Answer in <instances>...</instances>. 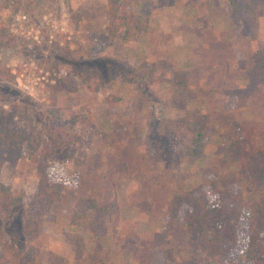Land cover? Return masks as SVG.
Returning a JSON list of instances; mask_svg holds the SVG:
<instances>
[{
    "label": "rangeland",
    "instance_id": "374dc122",
    "mask_svg": "<svg viewBox=\"0 0 264 264\" xmlns=\"http://www.w3.org/2000/svg\"><path fill=\"white\" fill-rule=\"evenodd\" d=\"M4 1L0 0V20L7 26V36L5 44L0 45V93L10 89L6 94L14 98L20 90L29 101L28 119L43 130V136L49 138L54 131L62 134V147H55L50 161L58 165L54 170L65 172L72 186L45 216L42 264L189 263L199 251L187 243L189 232L183 216L188 205L184 203L178 216L171 218V198L175 191L198 188L197 194L206 195L211 204L239 208L240 203L232 197L223 200L212 181L232 170L222 160L228 140L239 139L241 134L245 158L264 149V101L259 105L249 99L243 109L235 97H227L225 84L224 88L220 85L219 92L215 77L216 82L208 85L212 104L202 101L199 107L187 100L191 98L187 90L176 88L168 77L174 70L191 69L196 75L189 83L195 85L200 70L210 72L218 65L213 61L219 56L237 61L240 55L248 62L254 50L263 47L258 40L259 27L244 23L230 0H134L135 12L150 18L149 31L140 39L146 43V52L153 55V37L157 42L153 56L159 58L150 62L143 60L141 43L119 45V39L115 41L108 33L107 0H9L8 7ZM175 38L181 44L173 43ZM204 40L210 41L208 47L213 54L202 52ZM247 41H252L256 49ZM192 45L199 46L195 54ZM218 46L223 50L219 54L213 49ZM168 48L178 60L164 55ZM69 55L84 57L91 67L85 69L80 61L74 66L63 61ZM189 57L197 67H185ZM121 59L135 66L142 61L157 63L155 82L160 85L127 77ZM58 79L75 90L59 91L55 103L53 87ZM146 85L150 87L148 98ZM171 91L176 99L174 109L167 107L172 103ZM200 97L197 95L196 100ZM125 110L129 114L126 117H131L127 125L132 130L111 118L122 117ZM200 111L207 114L200 115ZM142 115L151 124L144 125ZM56 119L61 126L56 125ZM198 129L205 133L204 148L200 154H193L192 142ZM59 151L63 152L61 157ZM0 183L11 185L21 196L19 210L0 218V232L8 243L22 250L28 245L35 248L36 237L31 240L23 230L28 220L23 213L37 190L35 166L29 158L19 160L15 173L5 166ZM229 188L234 193L241 191L236 183ZM77 197L96 198L99 205L117 199V230L106 222L108 228L100 227L101 234L90 229L86 242L78 245L77 234L82 227L73 222ZM246 197L257 198L251 192ZM249 212L247 208L242 211L238 245L230 259L233 264H247L244 254L250 234Z\"/></svg>",
    "mask_w": 264,
    "mask_h": 264
},
{
    "label": "trees",
    "instance_id": "16d2710c",
    "mask_svg": "<svg viewBox=\"0 0 264 264\" xmlns=\"http://www.w3.org/2000/svg\"><path fill=\"white\" fill-rule=\"evenodd\" d=\"M230 2L237 16L244 23L251 22L256 28L259 27L258 16L264 13V0H230ZM8 4L9 0H5L4 6L8 7ZM135 5L134 0H107L106 11L109 19L107 31L115 41L119 39L117 41L119 45L128 41H138L144 32L149 31L150 18L137 14ZM6 36L7 26L0 20V45L5 44ZM262 46L252 54L249 63L240 55L238 56L239 67L248 71V81L242 87L228 88L226 94L227 97H235L241 106H245L249 98L259 88L264 87V44ZM1 48L2 46L0 50ZM69 56V59L64 56L63 61L73 66L77 64L76 61H80L83 62L85 69L91 67L90 63L84 62L86 61L84 57L75 59L72 55ZM120 64L125 66L123 72L131 79L142 78L149 83H154L156 80L157 63L142 61L139 66H135L129 61L122 60ZM194 75L196 73L194 74L191 69L174 70L170 80L175 87L183 88L188 86L189 79ZM148 88H150L149 85H146L145 97L147 98L150 96ZM5 90L10 89L4 88L0 93V173L5 166L11 173H15L19 160L24 158H29L35 166L38 177L37 190L30 197V207L27 210L32 214L33 219L29 218L30 214L24 211L23 214L28 220L23 230L31 240L36 237L37 244L35 248L28 245L22 250L8 243L4 234L0 232L2 248L0 264H42L44 252L41 247L45 242V216L61 199L65 187L71 183L65 172L60 173L54 170V167L57 168L58 165L50 161L55 147L59 150L62 147L63 137L59 131L50 133V139L43 136V130L28 119L27 98L18 89L17 96L11 98ZM73 90L75 87L58 79L53 87L52 100L56 103L59 91ZM5 103L9 104V108ZM24 113L27 116L25 119ZM54 121L57 122L58 127L61 126L60 119ZM194 137L192 153L200 154L204 148L205 133L198 129ZM240 138L241 134L239 139H230L224 145L222 160L229 164L232 170L217 176V179L212 181L213 189L219 192L221 198L224 200L232 197L240 203L239 208H225L220 204H211L206 195L197 194L200 190L198 188L183 192L175 191L171 198V218L178 216L184 203L188 205L183 216L189 232L187 243L199 252L196 251V256H193L187 264H233L230 259L238 245L239 229L242 225L241 216L245 208L250 209L247 218L249 221L247 227L250 231L249 242L244 254L246 263L264 264V149L245 158V143ZM62 153L59 154L60 157ZM61 161L64 162L63 159ZM239 164L240 167H238ZM231 183L239 184L241 191L232 192L229 188ZM248 192L255 193L257 198H247ZM20 197L11 185L0 183L1 219L19 210L17 205ZM74 207L76 219L73 222L82 227V233L77 234L78 245L81 246L86 242L85 235L90 229L94 234H101L99 228L107 229L106 222L112 224L110 227L113 230H117L120 219V203L117 199L99 205L96 198L79 197Z\"/></svg>",
    "mask_w": 264,
    "mask_h": 264
},
{
    "label": "crops",
    "instance_id": "0c3cea01",
    "mask_svg": "<svg viewBox=\"0 0 264 264\" xmlns=\"http://www.w3.org/2000/svg\"><path fill=\"white\" fill-rule=\"evenodd\" d=\"M109 22V21H108ZM94 24L96 25V23L94 22ZM153 30H155V28H153ZM145 33V32H144ZM142 34V36H144L145 34ZM251 33H254V32H251ZM258 35H260V37L258 36V40L261 42V44H264V13H263V15L260 17V19H259V28H258ZM145 37V36H144ZM143 37V38H144ZM203 37V36H202ZM142 38V37H141ZM140 38V39H141ZM138 40V42L139 43H141L144 47H142L141 46V49H145V52H143V56H144V58H143V60H148V61H150V62H155V61H157V59L159 58V57H154L153 55H154V50L156 49V47H157V42H156V40H155V37H153V39H152V42H153V45H152V47H153V51H152V53H153V55H151L150 53H149V50H147L148 52H146V43L144 44V42L143 41H141V40ZM251 40H253V37H252V39ZM199 41V40H198ZM143 42V43H142ZM159 43L161 42V40L160 41H158ZM172 42L174 43H176V44H181V41H180V39H172ZM193 43V42H192ZM247 43L249 44V45H251L252 46V48L253 47H255L254 46V43L252 42V41H247ZM160 45V44H159ZM177 45V46H178ZM208 45H210V41L208 40H204V45H203V50H202V52L205 50V52L207 51V53L208 52H210L211 54H213L212 52V50H211V46H209L208 47ZM167 49V48H166ZM165 49V50H166ZM170 48H168V50L165 52L164 51V55L165 56H167L168 54L170 55V56H175L174 54H171L172 53V50L170 51L169 50ZM213 49H217V53L219 54L220 52H223V50H222V47L221 46H218V47H213ZM254 49H256V47L254 48ZM257 50V49H256ZM256 50H254V51H256ZM199 51V46L198 47H196L195 45H192V47H191V52L193 53V54H195V53H197ZM236 52H238V54H239V50L236 48ZM253 53V52H252ZM110 54V53H109ZM193 54H192V56H193ZM111 55H113V56H115V54H111ZM139 55H142V54H139ZM160 55V54H159ZM163 55V56H164ZM161 56V55H160ZM191 56V57H192ZM194 56H197V55H194ZM175 57H177V60H178V56H175ZM191 57H189V58H187V62L189 63V64H187L185 67H187V68H191V67H197L198 65H196V61L193 59V58H191ZM227 56H225L224 57V59L223 58H220V56H219V58L217 57L214 61H213V63H217L218 65H216V66H214V68L213 67H211L210 68V72H208L207 73V71H206V69H201L200 70V73H199V79H198V83L197 84H191V83H189L188 84V86L187 87H183V88H179V89H185V90H187L188 92H189V94H191V98L190 99H187L188 101H190L191 103H195L196 105H199V107H201V102L202 101H207L208 102V105H211L212 104V102H211V104H209V102H210V97H211V95H213V93H211L210 92V89H208V85L210 84V83H215L216 82V78L215 77H218V86H219V92L222 90V89H220V85L223 87V85L225 84V88H224V90H226V89H228V88H233V87H235V86H237V87H241V86H244V85H246V83H247V81H248V71H247V69H242V68H239V64L237 63V61H238V57H237V61H236V59L235 58H233V57H229V58H226ZM221 62V63H220ZM190 65V66H189ZM189 66V67H188ZM240 72V74H241V76H239V78H237L238 76H237V74ZM171 74V73H170ZM247 74V75H246ZM164 76H168V75H164ZM170 76L171 75H169V77L168 78H170ZM163 78H167V77H163ZM154 85H160V83L158 82V81H156L155 83H154ZM176 88H178V87H176ZM175 87H174V89H176ZM202 88H204V89H206V90H201ZM173 89V90H174ZM172 90V91H173ZM172 91L170 92L171 93V96H172V98L173 99H171V101H172V103L171 104H169L167 107L170 109V108H175V106L176 105H173V102L176 100L175 99V96H174V94L172 93ZM225 92V91H224ZM197 95H199V96H201L200 97V99L199 100H196V98H197ZM215 98H213L212 100H214ZM249 99H255V100H257L256 102L260 105V103L259 102H263L264 101V87H261V88H259L258 89V91L251 97V98H249ZM215 100H217V98L215 99ZM219 102V101H218ZM262 104H264V102L262 103ZM247 106H248V103L244 106H242V108L243 109H246L247 108ZM198 109V108H197ZM242 109V110H243ZM116 110V109H115ZM200 110V109H199ZM198 110V111H199ZM241 110V111H242ZM127 112V110H125L124 111V114L122 113L121 115H122V117H111L112 118V120L115 122V121H119L120 123H125V125L127 126V127H129V129L130 130H132L131 129V127L129 126V125H127V124H129V122H128V118H131V117H126V116H129V114H127L126 113ZM206 113L207 114V112H205V111H200V112H198L199 114L200 113ZM247 112L249 113V115H253V113H251L250 111H248L247 110ZM149 114H146V116H148V115H150V113H151V111H149L148 112ZM201 115V114H200ZM236 116H237V114H235ZM120 116V115H119ZM130 116H132V114L130 115ZM143 116V115H142ZM245 116V115H244ZM246 117V116H245ZM143 118H144V116H143ZM174 119V118H173ZM144 125H146V126H148L149 124H151V122H146L145 121V118H144ZM130 124H131V122H130ZM144 129L145 128H143L142 130H141V133H142V131H144ZM133 132V131H132ZM142 135V134H141ZM141 137V136H140ZM141 149V148H140ZM80 183V176H77V184H79ZM76 185V184H75ZM69 188H72V186H69V185H67L66 187H65V192H66V190L67 189H69ZM64 192V193H65ZM78 198V197H77ZM80 233H82V228H81V230H80ZM86 237H87V234L85 235V240H86Z\"/></svg>",
    "mask_w": 264,
    "mask_h": 264
}]
</instances>
